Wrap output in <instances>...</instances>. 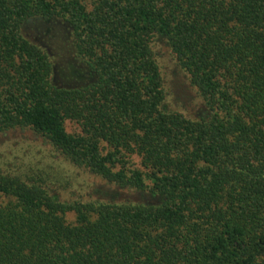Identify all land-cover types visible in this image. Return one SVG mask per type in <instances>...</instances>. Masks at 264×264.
Wrapping results in <instances>:
<instances>
[{
    "label": "trees",
    "instance_id": "trees-1",
    "mask_svg": "<svg viewBox=\"0 0 264 264\" xmlns=\"http://www.w3.org/2000/svg\"><path fill=\"white\" fill-rule=\"evenodd\" d=\"M160 41L193 114L168 103ZM17 128L137 197L1 171L0 264H264V0H0V133Z\"/></svg>",
    "mask_w": 264,
    "mask_h": 264
},
{
    "label": "rangeland",
    "instance_id": "rangeland-1",
    "mask_svg": "<svg viewBox=\"0 0 264 264\" xmlns=\"http://www.w3.org/2000/svg\"><path fill=\"white\" fill-rule=\"evenodd\" d=\"M157 53L169 92V105L189 114L195 113L202 106L196 89L162 41L157 46ZM75 128L74 124H68L69 131L73 132ZM136 162H139L138 158ZM17 170L31 176L42 174L49 179L50 187L65 200H127L137 197L117 190L101 177L70 163L42 136L27 128L0 133V172ZM8 200V197L0 196V205ZM68 219L74 221L75 215L69 214Z\"/></svg>",
    "mask_w": 264,
    "mask_h": 264
}]
</instances>
